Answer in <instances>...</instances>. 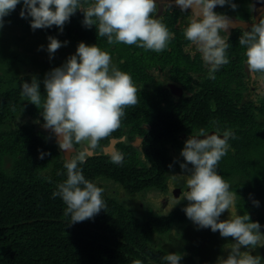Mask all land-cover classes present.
I'll return each instance as SVG.
<instances>
[{
	"label": "trees",
	"instance_id": "obj_1",
	"mask_svg": "<svg viewBox=\"0 0 264 264\" xmlns=\"http://www.w3.org/2000/svg\"><path fill=\"white\" fill-rule=\"evenodd\" d=\"M83 20V13H74L65 23L68 34L117 53L118 69L130 74L138 89L139 103L128 107L126 115L138 120L146 109L156 108V113L151 109L155 124L151 121L150 130L163 133L165 138L182 132L184 137L195 129L208 130L220 124V129L234 133L230 138L234 145L251 148L250 155L243 154L240 162H233V169L248 177L258 174L264 182V97H250L243 65L225 64L211 79L208 66L189 60L183 52V41H173L169 45L173 51H168L162 61L163 65H173L171 75L185 92L181 98L172 99L167 88L151 81L153 74L148 69L155 60L147 56V51L136 45H109L106 37H98L95 25L88 28ZM183 35L179 33V38ZM232 43H239V38ZM32 80L20 77L12 68L3 67L0 74V119L8 121V129L0 131V264H168L163 258L170 252L182 254L180 264L196 263L199 258L195 249L157 244L158 237L175 234L174 229L179 233V227L153 214L149 219L137 217L116 191L121 186L128 194L136 195L148 188L149 179L138 170L142 160L137 152L124 147L125 142H119L125 153L121 164L112 163L109 154L95 151L79 165L85 177L103 189L106 210L69 225L70 216L64 215L66 205L59 196L52 195L67 178L66 157L43 127L42 109L21 96L22 84ZM45 90H40L42 97ZM204 105L209 108L201 113ZM27 115L36 120L19 124ZM158 145L152 146L150 161ZM200 260L207 261L205 257Z\"/></svg>",
	"mask_w": 264,
	"mask_h": 264
},
{
	"label": "clouds",
	"instance_id": "obj_2",
	"mask_svg": "<svg viewBox=\"0 0 264 264\" xmlns=\"http://www.w3.org/2000/svg\"><path fill=\"white\" fill-rule=\"evenodd\" d=\"M20 3L21 0H0V28L4 17ZM229 3L230 0H176L182 11L192 8L183 34L201 53L211 79L229 63L230 44L223 34L229 19L214 11L217 5ZM78 9L84 12L83 24L88 28L95 25L98 37H106L109 45H136L145 51L160 53L168 48L175 35L159 19L153 18L157 0H92L90 3L88 0H23L20 15L32 17L33 30L55 25L63 31L65 23ZM48 39V52L54 54L62 42L51 36ZM239 45L245 49L248 70L264 74V17L253 23L250 30L243 31ZM44 85L46 95L42 97L36 78L31 83L24 82L21 96L42 109L43 127L56 136L62 152L75 149V154L67 156L64 163L67 178L52 194L63 200L64 215L70 216L71 225L94 218L101 209L106 210L103 189L87 179L79 165L86 162L101 140L120 128L125 110L139 103L138 89L130 74L112 65L108 51L84 42L79 43L76 53L62 67L46 75ZM219 133L218 128L214 134L201 128L197 135L185 141L180 166L188 173L183 199L189 203L184 211L199 228H210L213 232L219 231L222 237L233 238L227 257L221 256L217 264H261V257L248 251L264 247L260 223L252 221L248 213L219 219L236 201L229 183L217 172L234 133L231 130H224L222 136ZM79 144H86L87 148L77 152L75 145ZM44 155L42 152L40 158ZM110 159L114 164H121L124 158L114 152ZM163 259L168 264H180L182 254L170 252Z\"/></svg>",
	"mask_w": 264,
	"mask_h": 264
},
{
	"label": "flooded vegetation",
	"instance_id": "obj_3",
	"mask_svg": "<svg viewBox=\"0 0 264 264\" xmlns=\"http://www.w3.org/2000/svg\"><path fill=\"white\" fill-rule=\"evenodd\" d=\"M88 2L90 3L92 0H88ZM231 4H235L236 7H231ZM84 6L86 7L87 5L85 4ZM22 7L23 0H21V3L17 5L14 11L4 17V25L0 28L1 38L9 37V43L6 41L0 43V57L5 56L6 58L3 60L0 59V74L2 73L3 67L12 68L20 77L29 76L31 79L36 78L39 80L40 90H44L46 75L53 69L62 67L69 57L76 53L75 48H78L80 42H84L87 45H96V43L88 39H76L70 36L66 24L63 26V31L55 25L33 30L31 27L32 17L27 16L25 18L20 15ZM229 7L232 9H240L243 15L241 19L227 17L229 19V25L223 34L228 37L230 44L227 50L229 63H239L244 66V70L248 75L246 81L248 87H250L247 91L251 93L250 97L255 98L256 94H258L257 97H264V74L251 73L246 64L245 49L242 46H238L237 44L239 43H232L234 40L240 38L243 31L250 30L253 23L259 22L264 17V0H230V3L224 6L217 5L214 11L218 14H223ZM191 11L192 8H189L187 11H182L176 4V0H157V10L153 13V18L159 19L167 26L170 32L175 34L169 45L173 41L179 43V39L182 40L183 52L189 57L188 59L196 63L203 62V65L207 66L195 45H192L190 41L186 40L184 35L179 38V33H184V29L188 26L191 19ZM75 13L84 14L80 9ZM50 36L62 42V46L54 54L48 52V44L50 43L48 38ZM28 39L33 41L29 42ZM19 41L29 47L24 51L12 49L13 45H17ZM34 44H36L35 48L38 50L30 48ZM29 49L31 52L26 53ZM101 49L108 51L111 56L112 65L119 68L120 60L117 53H112L111 49ZM6 51H10V53L7 54ZM148 51L146 52L147 56H151L152 60H155V64L153 66L149 64L150 68L148 69L149 71L152 70L153 78L151 81L160 84L164 90L167 88L172 99L181 98L184 95L185 87L180 84L178 79H175L171 75L173 65H163L162 61V57H166V53L168 51L172 52L173 49L168 46L167 49L160 53L151 50ZM26 65H32V68H27ZM200 108L203 109L201 113H206L209 105H204ZM151 109L148 108L142 112L138 120L135 119L134 115H125L121 121L120 128L108 138L101 140L99 146L95 150H92L91 155L95 151L109 154V156L114 152H119L124 158L125 153L124 150L120 149L119 142H125L124 147L127 150L137 152V156L142 160L138 170L139 173H144L142 175L143 177L145 176V179H149L148 188L139 194L131 195L124 191L121 186L116 185V191H119V195L125 198L123 199L126 201V205L129 206L137 217L149 219L148 216L153 214L159 216V218H168L173 222V227H179V233L174 229L175 234H166L158 237L156 239L157 244H161L162 247L164 245L169 246V243L173 245L172 247L192 248L197 250V258H199L194 264H217L221 256L227 257L228 248L234 242L233 238L222 237L219 231L213 232L210 228H199L187 217L184 211L189 203L187 199H183V192L187 191L186 180L188 173L180 166L184 160L180 153L185 141L191 135H197L200 129H195V131H191L189 134L187 133L184 137H182L184 132L176 134V137H162L163 133L155 134L153 130H150L153 123L155 124L153 119L154 113ZM153 110L156 113V108ZM33 120L36 119L27 115L18 123L23 125L25 122H31ZM1 121L0 131H6L8 129L7 118ZM218 125L221 127L220 124ZM218 125L215 128L208 129V134L216 133L218 128L220 130L219 134L222 136L223 131L226 129H220ZM9 130H12V125ZM48 131V137H50L51 142H57V138L52 131L50 129ZM0 137H2L1 134ZM129 143L130 145L133 144L136 149L129 146ZM228 143L230 147L227 154L220 160L217 166V172L229 183L230 191L235 194L236 201L230 211L226 210L223 212L219 219L227 220L230 216L248 213L252 221L260 223L261 232H264V188L261 185L264 182L260 180L258 174L254 175L252 173L248 177L247 173L243 174L241 171L235 170L232 167L233 162L238 163L241 161L244 157L243 154L250 155L251 148L248 146L245 148L238 147L233 144L231 139H229ZM155 144L158 145V150L154 160L150 161L148 156L151 153L152 146ZM75 148L77 152L84 151L87 145H75ZM74 154L72 153L71 155ZM189 167L191 166L189 165ZM256 201L259 203H255ZM241 250L245 251L247 249L242 248ZM248 251L252 255L260 256L261 264H264V247H257L255 249H249ZM204 257L207 261L200 260V258Z\"/></svg>",
	"mask_w": 264,
	"mask_h": 264
},
{
	"label": "rangeland",
	"instance_id": "obj_4",
	"mask_svg": "<svg viewBox=\"0 0 264 264\" xmlns=\"http://www.w3.org/2000/svg\"><path fill=\"white\" fill-rule=\"evenodd\" d=\"M223 14L226 16V17H229V18H238V19H241V18H243V15L241 14V11H240V9H232V8H228L225 12H223ZM28 37V36H27ZM9 37H6V38H1V35H0V43L1 42H4V41H6V42H8L9 43V39H8ZM28 41L29 42H32L33 40H30V39H28ZM37 46L38 47H40V45L39 44H37ZM27 47H29V46H27L26 44H24V43H20V41L17 43V45H13V47H12V49L14 48V50H22V51H24ZM36 47V44H34L32 47H30V48H33V49H36V50H38L37 48H35ZM7 49H8V47H7ZM6 49V50H7ZM75 50L77 51V48H75ZM7 52V54H9L10 53V51H6ZM31 52V50L29 49L28 51H26V53H30ZM66 59V58H65ZM26 67L27 68H32V65H30V66H28V65H26Z\"/></svg>",
	"mask_w": 264,
	"mask_h": 264
},
{
	"label": "water",
	"instance_id": "obj_5",
	"mask_svg": "<svg viewBox=\"0 0 264 264\" xmlns=\"http://www.w3.org/2000/svg\"><path fill=\"white\" fill-rule=\"evenodd\" d=\"M75 151V149H73V150H70V151H67V152H63L64 154H65V156H66V158H67V156H71V154L73 153Z\"/></svg>",
	"mask_w": 264,
	"mask_h": 264
}]
</instances>
